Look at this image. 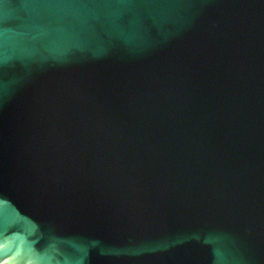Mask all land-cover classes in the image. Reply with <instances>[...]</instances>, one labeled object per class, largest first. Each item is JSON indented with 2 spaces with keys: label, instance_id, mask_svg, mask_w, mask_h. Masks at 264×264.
Wrapping results in <instances>:
<instances>
[{
  "label": "water",
  "instance_id": "1",
  "mask_svg": "<svg viewBox=\"0 0 264 264\" xmlns=\"http://www.w3.org/2000/svg\"><path fill=\"white\" fill-rule=\"evenodd\" d=\"M0 264H264V0H0Z\"/></svg>",
  "mask_w": 264,
  "mask_h": 264
}]
</instances>
